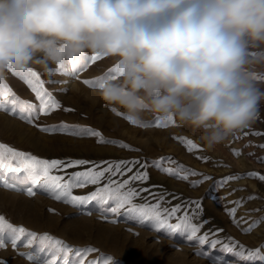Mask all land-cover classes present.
<instances>
[{"label": "rangeland", "instance_id": "rangeland-1", "mask_svg": "<svg viewBox=\"0 0 264 264\" xmlns=\"http://www.w3.org/2000/svg\"><path fill=\"white\" fill-rule=\"evenodd\" d=\"M77 63L82 64L83 61L80 60ZM113 65V58L102 57L95 63H89L77 76L64 74L58 67L52 74L46 75L39 66L33 65L31 71L39 75L45 89L62 105L61 109L52 112L51 115H41L35 123L48 126L64 123L69 126L91 127L100 131L106 139L122 141L134 150L121 148L114 144H99L95 137H81L62 132L45 133L18 116H11L7 111H0V143L39 158L89 161L87 165L67 169L66 174L69 175L74 171H85L94 165L103 167L108 162L118 160H139L143 164L145 161L151 162L160 157H171L176 163H166L165 167L176 168L177 165H182L186 169L203 173L209 179L193 187V182L201 180L199 176H191L188 181L179 180L149 165L147 168L148 181L143 183L135 181L132 184V187L138 191L148 188L149 192H141L133 203L137 206L155 205L159 196L163 195L165 199L161 203L160 212L166 218L165 210L170 211L177 204L186 205L189 201H197L201 205L199 216L193 220V223L199 227L197 238L188 241L187 234L170 233L164 229L157 230L153 224L148 222L141 224L138 218L127 213V206L125 209H120L118 214H112L105 212L106 208L114 206L112 204L101 205L92 201L75 207L57 201L51 198L46 191L37 189L36 194L40 197L43 195L41 198L47 200L49 205L45 204L46 212L30 213L28 217L23 216L18 207L8 202V196H3V201L0 198V203H3V206H0V215H3L13 226L23 227L26 232L36 234V239L30 247L26 246V241L22 238L15 248L10 242V237L5 235L4 246L0 247V262L24 264L29 254L39 250L51 259V249L42 247L39 241L41 236L47 234L53 241L60 240L74 249L89 246L94 248L96 252L91 253L88 259L99 260L100 264H105L108 258L112 259L113 264H179L174 259L167 260L166 255L181 249L187 252L189 258V261L184 264H214L216 260H222L223 264H264V259L258 257L245 260L240 250L235 247L238 244L248 250L262 248L264 232L256 231L254 227L246 234L242 231L246 225L236 224L228 214V209L233 207L232 201L245 198L242 208L237 211V219L243 216L248 221L260 220L264 227V181L247 175L253 172L264 175V162H262L264 161V148L260 147L264 145V135H261L264 133V103L261 104L259 116L248 128L230 136L223 143L208 148L200 138L202 132L187 124L177 120L169 123V120H161L151 114H145L146 126L139 128L124 119L123 110L118 106L105 104L95 91L98 88L95 83L102 82L110 72L115 75L112 71ZM66 68L70 69L71 66ZM28 76V72L9 68L4 77L0 79V84L10 89L11 96L21 101L38 104L27 82ZM84 80L93 81V86L84 84ZM64 108L71 109V111H64ZM117 112L120 115H117ZM157 124L160 126H156ZM176 137L191 139L200 147L193 152H188L185 145ZM232 149H238L240 155H233ZM197 156H206L208 160L197 159ZM135 171L136 169H133L132 173H128L121 179H128ZM0 176L6 177L7 182L16 186L22 185L26 188L30 183L22 173L14 174L0 169ZM228 176H233L234 179L229 183H223V178ZM96 187L98 186L88 185L77 188L73 190V194L86 196ZM0 188L5 191L9 189ZM234 189L243 190L233 191ZM249 196H254L255 199L247 200ZM69 208L74 210H69ZM80 213L104 224H113L115 227L112 231H97L99 227L70 221L74 216L76 218L81 215ZM183 213L182 209L176 217L168 220V223L173 225L179 223V218L183 216ZM113 220L115 223L111 222ZM205 234L209 242L216 244L215 248H212L210 243L204 245L198 243L199 238ZM144 238L153 242L155 248H159L163 253L155 254L152 253L153 250L142 246ZM226 245L232 250H225ZM195 258L196 262L193 263L192 260ZM62 263L63 259L57 262V264Z\"/></svg>", "mask_w": 264, "mask_h": 264}, {"label": "clouds", "instance_id": "clouds-1", "mask_svg": "<svg viewBox=\"0 0 264 264\" xmlns=\"http://www.w3.org/2000/svg\"><path fill=\"white\" fill-rule=\"evenodd\" d=\"M88 56L114 59L95 91L129 124L177 120L212 148L264 103V0H0V79Z\"/></svg>", "mask_w": 264, "mask_h": 264}, {"label": "snow or ice", "instance_id": "snow-or-ice-1", "mask_svg": "<svg viewBox=\"0 0 264 264\" xmlns=\"http://www.w3.org/2000/svg\"><path fill=\"white\" fill-rule=\"evenodd\" d=\"M99 56L84 57L83 63H75L68 69L64 66H59L58 69L64 74L77 76V74L84 70L89 63H95L101 59ZM29 76L27 82L31 87L32 92L35 94V98L38 104H33L27 101H21L19 98L10 95V89L5 85L0 84V111H7L13 116H18L20 119L33 124L39 128L40 131L45 133L62 132L81 137H95L96 142L99 144H114L118 147L125 148L128 150H134L131 146L121 142L108 140L103 134L94 130L91 127H80V126H69L61 123L57 126L40 125L35 122L39 120L41 115H51L52 112L62 108L61 103L49 93L43 82L40 80L39 75L34 71H27ZM78 78V77H77ZM107 78H115L110 72ZM84 84L93 86V81L84 80ZM95 86L102 87V82L97 81ZM64 111H71V109L64 108ZM115 111V109H113ZM120 115V113H116ZM169 123L174 121L169 120ZM146 126V125H145ZM156 126H160L157 124ZM166 126V125H165ZM255 134V133H252ZM264 135V133H261ZM181 143L185 145L188 152H193L199 149V145L194 143L191 139L184 137H176ZM264 148V145H260ZM232 153L235 156L240 155L238 149H232ZM197 159L207 161L206 156H197ZM264 162V161H262ZM175 164L176 162L171 157H160L157 160L148 162L145 161L143 164L139 160H118L115 162H108L106 166L101 167L100 165H94L85 171H74L70 175L66 174L67 169H75L79 166L89 164L87 160H69L64 161L61 159H44L39 158L31 153H25L13 149L3 143H0V169L11 173H22L29 180V185L26 188L17 187L15 184L7 182L6 177L0 176V187H7L10 190L25 192L28 196L36 194L37 189L46 191L49 196L57 201L73 205L75 207L83 206L92 201H96L101 205L112 204L110 208H106L105 212L112 214H118L120 209H125L129 215L139 219L140 223L145 222L153 224L157 230H167L170 233H182L187 234V240L192 241L197 238L199 227L193 223V220L199 216V209L201 205L197 201H189L186 205L177 204L169 210H165L166 218L160 212L161 203L165 197L160 195L155 205H142L137 206L133 203L134 199L140 196L141 192H149L148 188H142L139 191L132 187L133 182L139 181L141 183L148 181L149 173L147 168L149 165L156 168L158 171L167 174L175 179L188 181L191 176H199L200 181L192 183L195 187L197 183L203 180L209 179L203 173H197L193 169H186L182 165H177L176 168L165 167V164ZM139 166V167H138ZM133 169H136L135 173L128 177V179H121L127 176L128 173H132ZM249 177H255L264 181V175L259 173H248ZM234 179L233 176L223 178V183H229ZM103 182V183H102ZM88 185H97L96 189L86 196H78L73 194V190L77 188H83ZM243 189H234L233 191H242ZM155 196V194H151ZM147 199V198H145ZM247 200L255 199L254 196H249ZM233 207L228 209V214L232 217L233 221L238 225H246L242 228L244 233H249L259 224L260 220L248 221L245 217L241 216L237 219V211L245 203V198H240L236 201L231 202ZM184 210L183 216L180 217V222L175 225L168 223V220L177 216L181 210ZM115 223V220L111 221ZM202 226V224H201ZM5 235L10 237V242L15 248L18 242L22 238L26 241V246H31L33 241L36 239V234L32 232H26L23 227L17 228L13 226L9 221L5 219L3 215H0V247L4 246ZM42 247H49L52 251V258L47 261V264H57L58 260L63 259V264H100L99 260L91 259L88 257L91 253L96 252L92 247L77 248L74 249L71 246L63 244L60 240H55L49 237L47 234L39 238ZM200 245L210 243L212 248L216 247L214 242L207 240V234L200 237L198 240ZM235 244V242H233ZM243 255L245 260H251L253 258L264 259V246L256 250L245 249L243 245H235ZM225 250L231 251L232 248L225 246ZM23 255V254H22ZM75 259H71V257ZM28 259L32 260L34 264H38L37 259L32 255H28ZM103 259V258H101ZM3 264V262H0ZM105 264H113L111 258L105 260ZM214 264H223L222 260L214 261Z\"/></svg>", "mask_w": 264, "mask_h": 264}, {"label": "bare ground", "instance_id": "bare-ground-1", "mask_svg": "<svg viewBox=\"0 0 264 264\" xmlns=\"http://www.w3.org/2000/svg\"><path fill=\"white\" fill-rule=\"evenodd\" d=\"M69 82V81H68ZM12 116V115H11ZM22 127V126H21ZM20 134V133H19ZM32 144V143H31ZM224 167V166H223ZM15 180V179H14ZM13 184V183H12ZM17 187L20 188H25L22 185H17ZM86 195V194H85ZM3 196H8V202L11 203L13 206H16L19 208V210H21V213L23 216L28 217V215H31L35 212H46V205H49L47 200H44L43 198H41L39 195L35 194L33 196H28L25 192L22 191H14V190H10L7 189V191L3 190L2 188H0V198L3 201ZM5 198V197H4ZM47 198V197H46ZM1 202V201H0ZM59 203V202H58ZM57 204V203H56ZM64 204V203H63ZM88 204V203H87ZM0 206H3V203H0ZM54 206V204H53ZM242 208V207H241ZM17 210V209H16ZM50 210V209H48ZM69 210H74L72 208H69ZM240 210V209H239ZM14 212V211H13ZM86 212V211H85ZM31 213V214H30ZM81 214V213H80ZM7 216V215H6ZM96 218V217H95ZM29 219V218H28ZM69 220V219H68ZM70 221H74L76 222V224H80V223H88L89 225H93L96 227H99L97 231H112L115 227V225L113 224H104L99 220L94 219L93 217H89L86 214H81L78 215V217L75 218V216L70 219ZM69 221V222H70ZM103 221V220H102ZM68 224V223H67ZM71 224V223H70ZM261 224V225H260ZM69 225V224H68ZM88 225V226H89ZM262 223H259L256 225V231H261L262 233L264 232V227ZM255 235V234H254ZM253 236V235H252ZM137 237V236H136ZM143 238V237H142ZM259 242V241H258ZM142 246L153 250L152 253L154 252L155 254L160 252L159 248H155L153 242H149L147 241L146 238L143 239V243ZM164 246V245H162ZM165 247V246H164ZM19 250V249H18ZM175 250V249H174ZM48 252V251H47ZM160 253H163L162 251ZM168 253V252H167ZM38 261V264H47V261H49V256L46 255L43 251H36L34 253H31ZM166 254V253H165ZM3 255V254H2ZM161 255V254H160ZM7 256V255H6ZM26 257V256H25ZM52 257V256H51ZM166 259L169 260H175L177 263L179 264H184L187 261H189L188 258V254L185 250L181 249L178 251H173L171 253H168L166 255ZM193 263L196 262V258L192 260ZM18 262V260H17ZM199 262V261H198ZM21 263V262H19ZM190 263V262H189ZM227 263V262H226ZM24 264H34V262L32 260L27 259L26 262H24ZM63 264V263H62ZM199 264V263H198ZM203 264V263H202ZM207 264V263H206Z\"/></svg>", "mask_w": 264, "mask_h": 264}]
</instances>
